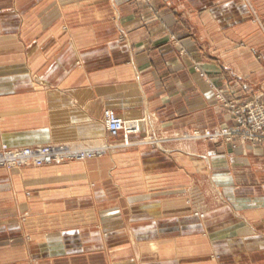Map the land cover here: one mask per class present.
Here are the masks:
<instances>
[{"label":"crops","instance_id":"crops-1","mask_svg":"<svg viewBox=\"0 0 264 264\" xmlns=\"http://www.w3.org/2000/svg\"><path fill=\"white\" fill-rule=\"evenodd\" d=\"M151 5L158 19L139 0H0V147L66 145L81 156L0 170V264L264 260V147L184 138L230 125L209 84L264 102V46L262 61L239 46L264 43L253 19L264 0ZM109 109L155 145L109 147ZM191 174L219 200L203 218L178 191L196 185Z\"/></svg>","mask_w":264,"mask_h":264},{"label":"rangeland","instance_id":"rangeland-1","mask_svg":"<svg viewBox=\"0 0 264 264\" xmlns=\"http://www.w3.org/2000/svg\"><path fill=\"white\" fill-rule=\"evenodd\" d=\"M142 5H144L145 8L148 9V12H144L145 14L152 15L156 19L159 18L160 11L153 7L151 5V0H139ZM243 3L248 4L250 7V1L251 0H240ZM264 13H261L260 11H254L253 12V19L254 22L259 23L260 26H264ZM262 33H264V28L261 27ZM174 40V39H173ZM247 40V39H246ZM243 42L242 44H239L240 48H245L246 50L250 51L252 54H254L257 58L262 61L261 52L258 49L264 46V43L260 45H253V43ZM194 70L200 75V77L205 78L206 75L203 70V64L202 63H194L193 65ZM209 89L214 93V100L220 104V106L227 110L229 113V116L231 117L230 125L226 127H213L211 129H206L202 131H193L190 135H186L184 138H188L193 141H204L207 143H211L213 145H228L232 148V150L236 151L240 146L245 147H264V102L262 101L261 97L259 96H253V97H245L244 99H239L237 97L236 93L233 92V94L229 97L224 96V94L219 91L217 88H215L212 84H209ZM107 111H104L103 114V120L106 117ZM113 114H116L117 117H120L115 111H113ZM125 123V122H124ZM129 125V124H127ZM125 125L126 128H131L135 126V124H132L131 126ZM108 134V132H107ZM125 135V136H124ZM139 135L134 129H130L129 131L124 130L117 136H111L108 134V136L115 140V143H111L108 146L109 147H115L116 149H127L131 147L138 146L140 144H145L148 146L155 145V141L151 138L144 137L143 139H135L134 137ZM66 146V145H65ZM54 148L53 145H44V146H36V147H24V148H12L8 145H2L0 147V153L6 152V154L16 153V152H22L24 150H31L32 152H37L39 149H44L45 151ZM106 152V151H105ZM104 154V153H103ZM94 156L86 158L87 160L94 159L101 157V153H94ZM67 158V156H66ZM71 158V157H69ZM79 161L76 159H66L62 160V162H54L51 161L50 163H45L42 166H38L33 164L32 162L29 164H25L23 166H19L15 170H21L25 169L26 167H34V168H44V167H52V166H59L62 164L67 163H78ZM82 163V162H80ZM5 166H0V170H8L11 169ZM187 176L190 175L189 173H184ZM191 179L193 182H196V185L194 187L190 188H181L178 190L180 192L181 197H185L188 200V205L192 206L194 209V212L192 215L196 217L203 218V211L207 210L208 208H213L216 205H218V197H216L214 194H212L210 197L204 194V191L201 187H199L200 178L197 176V174L193 175L191 174ZM191 190V191H190ZM217 203V204H216ZM8 214L0 210V217H6ZM5 220H0V227H3L5 224ZM5 227V226H4ZM259 229V235H256L257 237H262L264 235V226L258 227ZM254 236H247L244 239H250ZM229 237L227 238L228 241L235 240V238ZM231 250H238L239 247L234 246L233 242L230 243ZM211 258L214 261L218 260V256L216 253L211 254ZM255 264H264V260H261L260 262H257Z\"/></svg>","mask_w":264,"mask_h":264},{"label":"built area","instance_id":"built-area-1","mask_svg":"<svg viewBox=\"0 0 264 264\" xmlns=\"http://www.w3.org/2000/svg\"><path fill=\"white\" fill-rule=\"evenodd\" d=\"M107 119L106 121V126H108L107 130H108V133L112 136H117L118 134H120L122 131L126 130L125 129V123L122 122V120H120L115 114L113 113H109L107 112L106 113V117ZM52 149V148H51ZM49 149V150H51ZM49 150L45 151L44 149H39V151L37 152H32L31 150H24L22 152H16V153H11V154H6V152H2V154L0 153V166H5V165H8L6 167L8 168H12L11 167V164H15L16 168H18L19 166H23L25 164H29V162H22L21 158H27L26 156L30 155L32 153V155H37L38 153L40 152H48ZM1 152V151H0ZM89 157H92L91 155H89ZM66 159H70V158H64V160ZM33 160V159H32ZM30 161V163L32 162L33 164L34 161ZM51 161H54V162H58L57 160H43L41 162H37L35 165H38V166H42L44 165L45 163H50ZM12 162V163H11ZM62 162V161H61ZM11 163V164H9Z\"/></svg>","mask_w":264,"mask_h":264},{"label":"bare ground","instance_id":"bare-ground-1","mask_svg":"<svg viewBox=\"0 0 264 264\" xmlns=\"http://www.w3.org/2000/svg\"><path fill=\"white\" fill-rule=\"evenodd\" d=\"M107 112L113 113V110H110L109 109V110H107ZM118 118L120 120H122V122H125V120L123 118H121V117H118ZM106 121H107V119L104 118L103 124L105 126L106 131L108 132L107 128H108L109 125L106 126ZM127 123H130V122L128 121ZM127 123L125 122V125H127ZM127 126H129V125H127ZM130 129H134L137 133H140V131H141V128L138 125V123L135 124L134 128L133 127L126 128L127 131H129ZM66 156L68 158L71 157L70 159H78V158H81V156L76 151L71 150L68 146L59 145V146H54V148H52L48 152H40L37 155H32V153H31L30 155L26 156L27 158H25V157L24 158H21V159H23L21 161L24 162V163L25 162H27V163L29 162L30 163V161L33 159L32 161H34V163L36 164L37 162H41V161H43L45 159L46 160L53 159V160H57L58 162H61L64 158H66ZM11 163H9V164H11ZM11 167H12L11 169H17L14 163L11 164Z\"/></svg>","mask_w":264,"mask_h":264}]
</instances>
